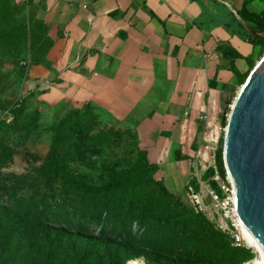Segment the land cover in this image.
Returning a JSON list of instances; mask_svg holds the SVG:
<instances>
[{
	"label": "rangeland",
	"instance_id": "obj_1",
	"mask_svg": "<svg viewBox=\"0 0 264 264\" xmlns=\"http://www.w3.org/2000/svg\"><path fill=\"white\" fill-rule=\"evenodd\" d=\"M263 2L257 0L252 10L260 9ZM53 3H70L74 7L90 4L89 0H0V34L6 32L0 43V264H122L123 260H126L124 264L131 260L136 264H251L255 252L244 241L238 245L228 234L223 238L225 249L221 250L204 241L196 244L178 233L158 234L148 221L142 226L135 221L129 230L117 215L111 219L96 213L94 217L71 213L72 206L40 204V194L50 201L53 196L28 175L52 152L59 122L73 110L84 111L87 106V103L84 107L73 106L65 100L47 103L39 99L37 85L28 80L33 66L48 64L47 55L52 47L47 50L49 41L53 43V37L61 33V24L52 16ZM17 51L20 55L14 57ZM251 56L257 62L261 54L256 49ZM208 79L200 76L199 102L190 106L188 101L181 100L180 105L168 107V121L147 136L148 144L152 142L161 152V165L155 163L158 170L148 174V181L161 179L188 210L200 213L213 230H219L220 217L205 195V187L212 189L209 181L218 175L214 154L224 135L221 119L223 114L228 118L240 85H236L226 111L219 86L209 88ZM88 106L102 125L120 131L121 136L98 156L95 154L100 149L97 127L87 125V115L73 113L56 156L64 163L68 183L80 191L108 181L103 164L117 171L126 164L132 169L145 159L150 161L135 122L118 120L100 108L96 110L89 103ZM77 130L92 138L84 146L86 149L75 142ZM171 132L173 139L167 136ZM175 150L186 157L175 159ZM150 152L152 155V148ZM144 182L142 179L135 184L136 192L153 194L145 195V201L153 204L152 210L164 206L163 200ZM188 186L202 196V210L194 207ZM58 192L54 189L55 196H59ZM170 215L174 216L172 212ZM94 218L104 221L107 228L100 232L99 225H91ZM124 227L128 229L123 231Z\"/></svg>",
	"mask_w": 264,
	"mask_h": 264
},
{
	"label": "crops",
	"instance_id": "obj_2",
	"mask_svg": "<svg viewBox=\"0 0 264 264\" xmlns=\"http://www.w3.org/2000/svg\"><path fill=\"white\" fill-rule=\"evenodd\" d=\"M89 2L52 4L61 33L53 37L48 64L33 66L28 80L47 103H89L118 120L135 122L150 161L161 165V152L147 136L168 121L167 108L181 100L190 106L199 102L202 75L208 81L215 76L219 90L234 80L216 46L243 56L259 50L224 25L226 13H236L243 0ZM256 2L247 8L254 11ZM235 63L246 68L242 59ZM167 136L173 139L174 132Z\"/></svg>",
	"mask_w": 264,
	"mask_h": 264
},
{
	"label": "trees",
	"instance_id": "obj_3",
	"mask_svg": "<svg viewBox=\"0 0 264 264\" xmlns=\"http://www.w3.org/2000/svg\"><path fill=\"white\" fill-rule=\"evenodd\" d=\"M251 1L252 0H243L240 9L236 10V13L228 11L225 16L224 25L232 27L233 32L245 42L254 47H259V53L262 55L264 53V7L259 11H251L247 8V4ZM5 35L6 32L0 34L1 44L2 38ZM52 44L53 43L49 41L47 50ZM216 49L219 51L222 58L228 61L227 69L232 73L234 78V82L224 83L220 87V91L223 94L222 105L227 111V106L231 103L236 85H241L245 81L256 61L251 55L243 56L238 51L229 47H221L220 45H217ZM19 55L20 53L17 51L15 52L14 57H18ZM236 59H242L245 61L246 68L244 70L238 68L235 63ZM46 62L48 63V60H46ZM216 85L215 76H213L208 81V86L210 88H216ZM83 105L86 106V104ZM83 105L82 107H84ZM89 105L92 106L91 104ZM82 109L73 110L59 122L55 130L56 136L52 152L50 151L51 153H49L43 163L36 168L35 172L28 175V178H31V180H36L37 183H41L43 188L46 187L45 192L48 194L51 193L53 196L50 201L48 199H43L45 195L40 194L39 197H42L40 204L42 206H72L70 209L71 213H78L80 215L86 213L94 217H96V213L110 216L111 219H113L114 215H117L122 218L121 220L124 221L129 230L131 229L132 223L135 221L137 222V225L140 226L148 221L155 226L154 230H158V232H156L158 234H163L165 231L178 233L181 236L185 235L189 237L196 244H199L200 241H204L206 245H212L216 249H225L223 238L225 236L228 237L226 233L221 232L220 229L213 230L200 213L194 214L188 210V208L182 204L180 197L170 192L161 179L153 180L151 183L150 180L148 181V174L156 172L158 166L147 159L143 160L132 169H129L130 166L126 164L117 171H115L112 166L107 168L106 164L102 163L105 168V173L109 175L108 181L102 186L85 187L80 191L75 185H70V183H68V174L67 172L65 173L66 168L63 166L64 163L56 156V150L58 149L61 138L65 137L63 133L65 132V127H67L73 113L77 114L78 112H81L83 117L84 115H87L85 116L88 121L87 125L97 127V133L99 136L98 141L100 142V144L97 145V148L100 149L96 150L95 154L98 156L101 151L113 142H116L121 136L120 131L102 125V122L100 119L98 120L96 115L92 112V108L88 106V103L85 107L86 110L83 111ZM94 109L97 110L98 108L95 107ZM88 116H90V119H88ZM226 121L227 119L223 114L221 119L222 126L226 125ZM123 133L128 134L126 131ZM75 137V142L79 143L82 148L89 145L92 139L85 136V134L79 130L76 131ZM222 144L223 138L221 137L218 141L214 158L216 171L220 179L225 181L226 175L222 160ZM174 157L179 160L186 156H180L178 150H175ZM103 161L104 160L102 159V162ZM210 172L212 173L213 170L210 169ZM142 179L145 180V184L150 186L155 195L157 194L163 200L164 206L152 210L153 204H151L150 201H145V195L147 194L151 197L153 194L149 192L144 194L142 191L136 192L135 184ZM209 183L211 188L217 194L221 195V190L217 183L214 180L209 181ZM194 188L197 189V185H194ZM54 189L59 190V196H55ZM123 210L124 212L122 213ZM171 212L174 216L170 215ZM104 223L105 222L101 221L99 218H94L91 225L94 227L99 225L101 227L100 232H102V230L107 228ZM192 223H194L195 226H193ZM67 225L69 226V224ZM75 228L82 229V227L79 226H75ZM128 228L124 227L123 231H126ZM121 235L124 236L123 233H121ZM249 257L250 256L246 258L248 259ZM125 261L126 260H123L122 264H124Z\"/></svg>",
	"mask_w": 264,
	"mask_h": 264
},
{
	"label": "water",
	"instance_id": "obj_4",
	"mask_svg": "<svg viewBox=\"0 0 264 264\" xmlns=\"http://www.w3.org/2000/svg\"><path fill=\"white\" fill-rule=\"evenodd\" d=\"M222 160L256 263L264 264V53L230 106Z\"/></svg>",
	"mask_w": 264,
	"mask_h": 264
},
{
	"label": "built area",
	"instance_id": "obj_5",
	"mask_svg": "<svg viewBox=\"0 0 264 264\" xmlns=\"http://www.w3.org/2000/svg\"><path fill=\"white\" fill-rule=\"evenodd\" d=\"M219 176L217 175L213 179L217 182L219 189L222 194H217L214 190L209 187H205V195L211 199V202L217 209L220 220L217 224L218 228L233 238L235 242L239 245L241 241H244L239 230V225L236 218V203L235 195L232 184L228 181L226 175L225 181L219 182ZM229 184V186H228ZM188 195L191 198L194 207L202 210L203 198L198 192L193 190L191 186H188ZM245 242V241H244ZM246 244V242H245Z\"/></svg>",
	"mask_w": 264,
	"mask_h": 264
},
{
	"label": "bare ground",
	"instance_id": "obj_6",
	"mask_svg": "<svg viewBox=\"0 0 264 264\" xmlns=\"http://www.w3.org/2000/svg\"><path fill=\"white\" fill-rule=\"evenodd\" d=\"M228 181L230 182V184H232L231 179L229 177H228ZM236 218H237V222H238V225H239V228H240V231H241L242 238L246 242V245L248 247H250L249 241H248V237H247V233H246L245 226H244V222H243V220H242V218H241V216H240V214H239V212L237 210V207H236ZM255 256H256V253H255ZM255 256H254V258L252 260H250L251 264H257ZM136 263L137 262L135 260H131V261L127 262V264H136Z\"/></svg>",
	"mask_w": 264,
	"mask_h": 264
}]
</instances>
